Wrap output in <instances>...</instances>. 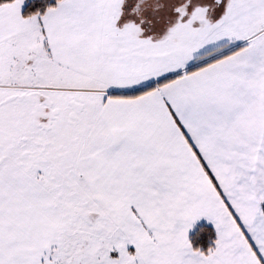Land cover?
<instances>
[{
    "label": "snow or ice",
    "instance_id": "1",
    "mask_svg": "<svg viewBox=\"0 0 264 264\" xmlns=\"http://www.w3.org/2000/svg\"><path fill=\"white\" fill-rule=\"evenodd\" d=\"M0 264H264V0H0Z\"/></svg>",
    "mask_w": 264,
    "mask_h": 264
}]
</instances>
